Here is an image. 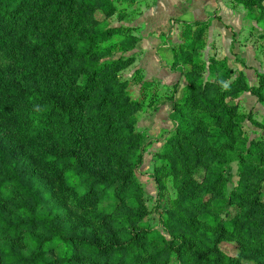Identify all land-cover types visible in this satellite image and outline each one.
Instances as JSON below:
<instances>
[{"label": "rangeland", "instance_id": "rangeland-1", "mask_svg": "<svg viewBox=\"0 0 264 264\" xmlns=\"http://www.w3.org/2000/svg\"><path fill=\"white\" fill-rule=\"evenodd\" d=\"M90 1L93 4L87 6L84 24L90 38L81 36L79 40L48 47L44 58H32L18 75H11L8 61L0 58V77L37 92L56 88L58 98L64 100L69 94L66 81L52 78L45 67L50 71L59 67L73 83L80 84L81 73L90 66L134 57L131 65L116 73L119 82L106 90L123 93L121 102L140 104L125 123L134 131L132 141L137 148L122 158L137 165L134 177L141 192H128L120 200L108 197L73 210L62 195L59 181L34 170L41 165L38 157L29 154L0 123V139L20 167L22 177L43 193L36 214L46 217L57 231L82 238H120L127 231H145L153 238L139 241L140 263L179 264V253L188 264L196 260L207 264H253L248 261L252 258L264 263V252L258 246L245 245L233 234H218V228L196 222L198 217L207 219L210 215L218 217L220 225L233 222L237 227L251 212L264 223V0H219L220 7L212 17L218 25L212 28L208 20L207 29L189 27L174 18L177 14L169 12L162 2L167 0ZM158 1L164 21L156 19ZM146 13H152V24L167 23V27L161 32H149L145 47L135 54L133 50L146 35L141 24ZM107 28L119 29L103 40H92L91 34ZM225 29L229 34L223 32ZM162 44L168 52L175 51L172 63L168 62L171 53L164 60L161 54L148 52ZM159 60L154 66L152 62ZM157 66L176 77L170 80L158 74ZM95 88L100 92V84ZM254 89L260 98L253 95ZM201 93L208 105L201 101ZM183 99L185 104L174 111V102ZM177 111L190 122V148L183 144L180 154L174 145L182 124ZM202 115L217 121L204 124ZM124 140L131 142L116 132L103 139L102 147L109 151ZM89 148L72 151L81 156L92 173L106 176L117 171L114 155ZM11 190L10 184L0 187V217L13 222L24 218L20 205L27 202L16 194L10 196ZM256 205L261 208L252 211ZM109 206L115 207L114 215L139 213L137 221L127 219L118 229L98 218L97 213ZM242 227L250 228L248 222ZM44 234L41 227L22 232L15 239L0 232V255L7 247L30 257L34 241ZM263 237L261 230L258 238ZM62 248L56 245V252ZM56 252L45 255L53 264L58 263ZM0 264H9L2 255Z\"/></svg>", "mask_w": 264, "mask_h": 264}, {"label": "trees", "instance_id": "trees-1", "mask_svg": "<svg viewBox=\"0 0 264 264\" xmlns=\"http://www.w3.org/2000/svg\"><path fill=\"white\" fill-rule=\"evenodd\" d=\"M76 1L0 0V58L8 61L11 75H18L32 58H44V51L48 47L56 46L58 42L79 40L81 36L90 38L84 24L89 10L87 6L93 3L90 0H78V3ZM183 23L193 28L205 26L207 29L209 25L206 21ZM118 29L107 28L97 34H91L92 40H103ZM171 51L175 56V51ZM133 62L134 57H130L105 61L100 66L92 65L88 71L81 73L80 84L73 83L68 74L60 71L59 67L50 71L51 69L48 70V67L42 65L52 78L58 77L66 81L69 94L64 100L58 98L56 88L49 87L37 92L19 83L12 85L0 77L2 127L5 132L16 137L29 154L38 157L41 165L34 170L59 181L62 195L73 210L108 197L120 200L126 198L128 192H141L134 177L137 165L122 158L137 148V144L132 141L134 131L125 123L131 113L140 109V104L126 100L121 102L119 100L123 93L106 90L107 86L119 82L116 73ZM98 84L100 92L95 90ZM252 93L260 98L258 90L254 89ZM201 101L208 105L203 93ZM185 102V99L181 102L175 101L173 110ZM85 114L87 116L82 120ZM177 116L182 124L174 145L180 154L183 144L190 148V122L180 111H177ZM200 120L204 124H210L216 122L217 118L202 115ZM116 132L125 139H131V142L124 140L112 145L109 151L104 150L103 139ZM88 146L101 154L114 155L117 158V171L106 176L92 173L81 156L72 151H82ZM137 161L139 163L141 159ZM19 168L0 139V187L10 184L12 190L9 195L16 194L27 202V205H20L23 219L10 222L0 217V232L12 239L36 227H41L45 232L34 241L35 247L30 257H24L12 248H3L1 255L9 264H53L45 255L56 252V245L63 247L61 252L55 253L57 264H153L140 263L137 255L139 241H149L153 238L145 231H127L120 238L114 235L82 238L67 235L64 230L57 231L46 217L36 214L43 193L38 187L24 180ZM114 208L106 207L97 213V217L113 223L118 229L124 227L127 219L133 223L137 221L139 213L114 215ZM260 208L256 205L252 211ZM207 216V219L205 216L198 217L196 222L204 224L207 228H218V234H233L243 240V244L256 245L264 252V237L258 238L259 231H264V223L254 218L251 212L246 214L243 223L237 227L233 222L220 225L218 217ZM247 222L250 228L244 229L242 226ZM178 258L179 264H188L181 253ZM248 261L264 264L255 258ZM193 264L207 263H198L196 260Z\"/></svg>", "mask_w": 264, "mask_h": 264}, {"label": "crops", "instance_id": "crops-1", "mask_svg": "<svg viewBox=\"0 0 264 264\" xmlns=\"http://www.w3.org/2000/svg\"><path fill=\"white\" fill-rule=\"evenodd\" d=\"M164 2L168 8H169V12H175L177 14L178 17H174L177 19H180L181 22H186V23H191V22H202V21H211V27L214 28L216 27L218 24L215 23V20H212L213 17V12L214 11H218V7L219 6V0H167L162 1ZM161 2L158 1V7H155L154 10H156V19L158 18L160 21H164V17H162L163 15V11L159 10L158 8L160 7ZM152 13H150L151 15ZM150 15H148V13L145 14V18L142 20V28H144V30H146V35H143V39L142 41L138 44V46L136 47V49H134V53L137 54L141 49H143L145 47L146 44V37L147 34L149 32H161L162 30H164L167 27V23L165 24H160V23H156L152 24V21L150 20ZM159 24V25H158ZM165 25V26H163ZM149 29L151 31H149ZM223 32L227 34H229V32L225 29ZM222 32V33H223ZM211 40H213V36L210 38ZM143 46V47H142ZM157 52V54H161V58H163L164 60H167V56L171 53V58L168 60V62L172 63V51L170 49V51L168 52V48L166 46H164V44H162V46H160L159 49H152V50H148V52ZM154 58L151 57V59ZM159 61L155 62L153 61V65L156 66L157 63H159ZM157 73L160 75H164L165 78H168L170 80H173L175 76L172 75L171 71H169L166 68H160L159 66H157ZM155 70H153V74H155ZM176 85V84H175Z\"/></svg>", "mask_w": 264, "mask_h": 264}]
</instances>
